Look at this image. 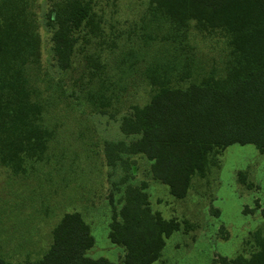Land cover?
Returning <instances> with one entry per match:
<instances>
[{
	"label": "trees",
	"instance_id": "trees-1",
	"mask_svg": "<svg viewBox=\"0 0 264 264\" xmlns=\"http://www.w3.org/2000/svg\"><path fill=\"white\" fill-rule=\"evenodd\" d=\"M146 9L155 15L147 28L150 59L130 61L127 56L133 53L127 42L118 41L124 40L123 33H117L113 62H95L104 70L108 66L112 82L114 76L119 82L127 78L112 86L122 89L134 78L150 91L147 103L132 105L120 118V131L137 138L117 147L152 159L151 176L181 198L190 176L204 173L218 150L230 144L264 150V0H148ZM97 18L91 0H59L47 14L59 70L71 67L75 49L97 42L103 33L96 35ZM84 27L87 41L74 34ZM195 36H201L198 44ZM203 42L205 55L199 48ZM215 43L221 46L211 55ZM37 48L25 0H0V166L12 175L43 162L52 138L43 121L47 97L38 85L47 79L37 66ZM133 67L140 68L138 78L128 76ZM260 216L264 225V207ZM118 217L107 236L125 249L123 264H152L164 238L178 227L176 221L152 213L145 194L132 186L124 189ZM255 241L250 254L218 257L211 264H264V234ZM91 245L81 215L64 212L41 256L20 264H113L86 257ZM0 264L12 263L0 257Z\"/></svg>",
	"mask_w": 264,
	"mask_h": 264
},
{
	"label": "rangeland",
	"instance_id": "rangeland-1",
	"mask_svg": "<svg viewBox=\"0 0 264 264\" xmlns=\"http://www.w3.org/2000/svg\"><path fill=\"white\" fill-rule=\"evenodd\" d=\"M58 1L25 0L38 36L37 66L39 63L42 79H47L38 86L47 97L42 113L52 138L44 161L25 174L12 175L0 166V257L12 264L39 258L60 216L77 212L92 237L85 256L123 264L125 249L110 242L107 235L113 218L119 220L127 186L145 194L152 213L178 224L164 238L152 264H211L218 257L245 256L254 251L255 239L264 234L260 216L264 207V150L251 144L225 146L213 154L204 173L190 176L185 194L176 198L167 185L151 176L152 159L117 147L119 142L127 144L137 138L120 131L121 116L132 105L147 103L151 93L134 78L122 89L112 86L125 83L127 78L119 82L114 76L112 82L108 66L104 70L95 61L113 62L119 47L114 39L117 33H123L124 40L118 41L127 42L133 53L127 56L130 61L150 59L153 49L147 43V28L155 15L146 9L148 0H91L100 29L96 35L103 33L96 43L91 41L93 45L87 43L88 50L75 49L66 72L56 67L50 42L53 26L46 24L47 14ZM85 31L84 27L74 34H82L87 41ZM199 37L195 36L197 44ZM204 44L199 45L203 55L207 52ZM220 46L215 43L211 55ZM134 67L128 76L138 78L140 68Z\"/></svg>",
	"mask_w": 264,
	"mask_h": 264
}]
</instances>
